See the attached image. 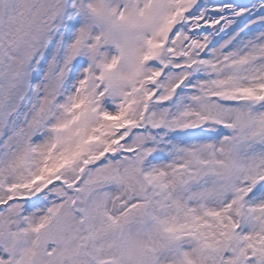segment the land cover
<instances>
[{"label":"snow or ice","instance_id":"obj_1","mask_svg":"<svg viewBox=\"0 0 264 264\" xmlns=\"http://www.w3.org/2000/svg\"><path fill=\"white\" fill-rule=\"evenodd\" d=\"M0 264H264V0H0Z\"/></svg>","mask_w":264,"mask_h":264}]
</instances>
